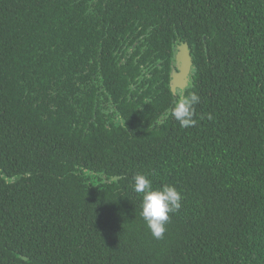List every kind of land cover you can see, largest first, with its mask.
<instances>
[{
    "label": "trees",
    "instance_id": "1",
    "mask_svg": "<svg viewBox=\"0 0 264 264\" xmlns=\"http://www.w3.org/2000/svg\"><path fill=\"white\" fill-rule=\"evenodd\" d=\"M0 264H264V0H0Z\"/></svg>",
    "mask_w": 264,
    "mask_h": 264
},
{
    "label": "clouds",
    "instance_id": "2",
    "mask_svg": "<svg viewBox=\"0 0 264 264\" xmlns=\"http://www.w3.org/2000/svg\"><path fill=\"white\" fill-rule=\"evenodd\" d=\"M199 101L200 97L195 92L179 96L173 101L170 114L179 122L181 128L191 127L196 123L193 119L194 106ZM133 191L142 196L140 215L152 237L156 240L163 239L170 214L182 206L181 193L170 185L154 189L152 181L145 174L134 175Z\"/></svg>",
    "mask_w": 264,
    "mask_h": 264
},
{
    "label": "water",
    "instance_id": "3",
    "mask_svg": "<svg viewBox=\"0 0 264 264\" xmlns=\"http://www.w3.org/2000/svg\"><path fill=\"white\" fill-rule=\"evenodd\" d=\"M192 68L193 59L189 45L181 43L177 47L175 68L171 73V90L173 93H176L177 90L184 91L190 85Z\"/></svg>",
    "mask_w": 264,
    "mask_h": 264
},
{
    "label": "flooded vegetation",
    "instance_id": "4",
    "mask_svg": "<svg viewBox=\"0 0 264 264\" xmlns=\"http://www.w3.org/2000/svg\"><path fill=\"white\" fill-rule=\"evenodd\" d=\"M178 47V46H177ZM177 47H176V50H177ZM176 56V55H175ZM174 68H175V60H174V63H173V65H172V71L174 70ZM172 71H171V73H172ZM170 87H171V80H170ZM172 91V90H171ZM173 93V92H172ZM173 94H175V95H177L176 96V98L180 95V96H183V90H177V92L176 93H173ZM167 114H168V112H167ZM167 116H169V115H166V117H165V119L167 118ZM164 119V120H165ZM163 120V121H164Z\"/></svg>",
    "mask_w": 264,
    "mask_h": 264
}]
</instances>
